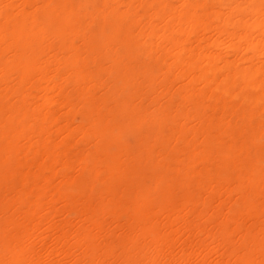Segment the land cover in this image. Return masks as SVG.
<instances>
[{
	"label": "bare ground",
	"instance_id": "1",
	"mask_svg": "<svg viewBox=\"0 0 264 264\" xmlns=\"http://www.w3.org/2000/svg\"><path fill=\"white\" fill-rule=\"evenodd\" d=\"M48 1L0 0V264H264V0Z\"/></svg>",
	"mask_w": 264,
	"mask_h": 264
},
{
	"label": "rangeland",
	"instance_id": "2",
	"mask_svg": "<svg viewBox=\"0 0 264 264\" xmlns=\"http://www.w3.org/2000/svg\"><path fill=\"white\" fill-rule=\"evenodd\" d=\"M65 2V3H69V4H72V5H76V6H78L79 7V9L80 10H85V9H87L88 8V6H87V1L86 0H49L48 2H47V8H49V10H54L55 8H56V6H57V4L58 3H60V2ZM61 16L60 15H57V20H56V23L57 24H61ZM87 28H88V30L89 31H95L97 28L94 26V25H88L87 26ZM95 28V29H94ZM115 52L116 53H121V50L119 49V48H116L115 49ZM128 52L129 53H132V54H136V53H138V50L135 48V47H133V46H130L129 48H128ZM143 60V61H142ZM145 60H146V62H145ZM141 62H145V63H149L151 66L154 64V60L151 62L150 60L149 61H147V59H145V58H141V60H140ZM237 103V102H236ZM239 103V102H238ZM237 103V104H238ZM238 107L239 108H241L242 109V107H244V108H248L250 111H257L256 112V114L253 116V117H251L250 119L251 120H249L248 122L250 123H248L247 124V122H245V123H243V124H246V125H242V126H244V128L245 129H247V131L249 132L250 130H254L253 128H255L256 126L255 125H263L264 124V110H258V109H256L255 107H247V106H245V105H243V104H241V103H239L238 104ZM251 108V109H250ZM62 109H60V111H61ZM260 120V121H259ZM262 120V121H261ZM252 121V122H251ZM256 121V122H255ZM259 123H258V122ZM263 122V123H262ZM252 123V124H251ZM254 123H256V124H254ZM248 125V126H247ZM249 127H251V128H249ZM131 145H133V141H131ZM253 145V146H252ZM252 145L250 146V148H249V150L247 151V153H248V155L249 156H253V155H255V154H258L259 153V151H261L263 148H264V140H252ZM254 151H253V150ZM253 152V153H252ZM132 178H130V177H128L127 178V182H132ZM56 205H58V204H56ZM60 206L58 205L56 208H59ZM44 212H45V214L47 213V211L46 210H44ZM43 212V213H44ZM42 213V214H43ZM63 218V219H62ZM67 218V219H66ZM75 217L74 216H66V215H60V216H57L54 220H56V221H59L58 223L56 222V224H58L59 225V223H60V221L62 220L63 222H64V220H68V219H70V220H72L73 221V219H74ZM76 219V218H75ZM75 219H74V223H73V227H74V229L76 228L75 226H77V223H76V221H75ZM69 221V220H68ZM72 221H70L71 223H72ZM62 222V223H63ZM61 223V224H62ZM44 225V224H43ZM114 225H115V223H113L112 224V226L110 227V228H113L114 227ZM45 226V225H44ZM43 226V227H44ZM117 226V225H116ZM115 226V227H116ZM45 228H46V226L44 227V230H45ZM71 228H72V226H71ZM43 231V230H42ZM46 233H47V235H46V233H42L43 235H44V238H47V239H44L43 240V242H42V237L41 236H43L42 234H41V236H39V238L41 237V241L39 240V238H38V242L36 241V242H34V247L37 249V251H38V249H39V245H40V248L42 249V247H44V249L45 250H50V248H52V243H53V239L54 238H52V237H56V233H52L50 236L51 237H49L48 238V236H49V233L47 232V231H45ZM95 232V231H94ZM93 232V233H94ZM97 233V232H96ZM54 234V235H53ZM95 234V233H94ZM36 239H37V237H36ZM35 238L34 239H30V240H32V244H33V241H35L36 240ZM47 242H46V241ZM45 241V242H44ZM52 243H51V242ZM45 245V246H48L49 248H45V246L42 244V243ZM28 243H30V241L28 242ZM42 244V246H41V244ZM46 243H47V245H46ZM50 244V245H49ZM31 245V244H30ZM51 246V247H50ZM30 247H32V246H30ZM33 247V248H34ZM34 248V249H35ZM45 250H43L42 249V251L44 252ZM36 251V252H37ZM39 251H41L40 249H39ZM38 252L39 254L41 253V255H40V257H42V258H40L41 259V261L44 263V259L43 258H45L44 256H43V252ZM46 254V252H44V255ZM53 258V264H56V262H57V264H59V262L60 263H62V264H68V263H70L69 261H71V260H69V259H66V260H64V259H62V262H61V260L59 261V259H57L58 258V256L56 257V256H54V257H52ZM60 258V257H59ZM215 257H214V255H213V257L211 256V257H209L208 258V260H207V262L209 263H211V261H212V259H214ZM43 259V260H42ZM193 259V258H192ZM191 259V260H192ZM199 259V258H198ZM198 259H196V257L190 262V264H195V262H196V260L197 261H199ZM57 260V261H56ZM210 260V261H209ZM215 260H216V258H215ZM215 260H214V262H215ZM47 261V262H46ZM52 260H50V262H51ZM59 261V262H58ZM68 261V262H67ZM49 262V260H46L45 259V263H48ZM163 262H166V263H168L169 262V260H163ZM212 263H213V261H212ZM50 264V263H49Z\"/></svg>",
	"mask_w": 264,
	"mask_h": 264
}]
</instances>
